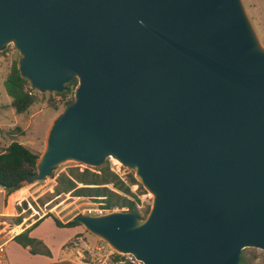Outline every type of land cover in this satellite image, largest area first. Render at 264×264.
Returning a JSON list of instances; mask_svg holds the SVG:
<instances>
[{
    "label": "water",
    "instance_id": "95a60500",
    "mask_svg": "<svg viewBox=\"0 0 264 264\" xmlns=\"http://www.w3.org/2000/svg\"><path fill=\"white\" fill-rule=\"evenodd\" d=\"M9 44L37 93L76 80L22 184L112 158L150 207L74 220L116 254L237 264L244 248L264 252V46L241 0H0V52Z\"/></svg>",
    "mask_w": 264,
    "mask_h": 264
},
{
    "label": "rangeland",
    "instance_id": "374dc122",
    "mask_svg": "<svg viewBox=\"0 0 264 264\" xmlns=\"http://www.w3.org/2000/svg\"><path fill=\"white\" fill-rule=\"evenodd\" d=\"M241 2L258 40L264 46V0H241ZM17 57V51L10 44L7 45L4 52H0V150L11 140H14L26 146L31 152L39 154L42 150L45 130L52 117L63 106V101L68 99L69 94L65 95L64 98L50 96L56 109L48 105V93H45L43 96H39L25 112L15 113L9 107L10 98L4 92L2 82L11 62L16 61ZM71 165H75V163L64 161L56 167L50 176L41 181L23 184L25 198H17L15 201L16 214L3 218L7 223V226L4 225L5 228L13 227V217L17 215L21 217L20 222L27 218L35 221L48 212L65 222L78 214L96 215L97 210L101 213L109 212V210L100 208L102 205L100 200L73 196L69 193L55 195L53 192L55 177L66 171ZM103 165H107L126 184L128 183V175L133 174V170L120 166L112 158L105 159ZM79 167L84 166L79 164ZM138 185V183L129 184V189L137 199L135 201L137 212L140 217H143L150 207L151 194L140 185L138 188ZM23 201L25 202L24 205L22 204ZM110 211H124V209L113 208ZM40 227L46 238L53 244H56L63 236H68L69 232L71 234L69 227L55 226L49 219L42 222ZM65 245L78 248L81 252V259L86 263L119 264L125 260L124 255L116 254L114 250L88 233L82 226L81 231L68 239ZM52 250L54 253L56 252L55 245H53ZM241 253L244 255L247 264H264V252L260 249L244 248L240 251ZM115 255L117 256L115 257Z\"/></svg>",
    "mask_w": 264,
    "mask_h": 264
},
{
    "label": "trees",
    "instance_id": "16d2710c",
    "mask_svg": "<svg viewBox=\"0 0 264 264\" xmlns=\"http://www.w3.org/2000/svg\"><path fill=\"white\" fill-rule=\"evenodd\" d=\"M5 51V50H4ZM3 51V52H4ZM75 78L71 79L66 85L65 90L60 93H48V105L56 109L50 96L64 98L69 94L68 99L63 104L71 100L72 89L75 84ZM3 88L6 95L10 98L9 107L15 113L25 112L39 96L45 93H37L33 89L28 88L25 80L20 78L13 60L3 79ZM37 154L31 152L23 144L11 140L3 149L0 150V187L4 190L7 197L14 191L22 188V180L28 174L34 172V159ZM33 181H28L26 184ZM127 184L124 183L107 165L97 168L79 167V165H71L66 171L59 173L55 177V185L53 192L55 195L60 193H69L73 196L89 197L100 200L102 205L100 208L112 210L113 208L130 211L139 216L135 207L134 194L129 189V184H137L132 175H128ZM138 188L140 186L138 185ZM24 205L25 202L23 201ZM50 217L54 224L58 227H70L78 225L73 216L70 220L61 222L53 214L46 212L43 216L36 219L29 227L22 232L15 234L12 240L22 247H28V251L32 254L41 253L48 255L49 252L40 240L27 236L28 230L35 226L43 217ZM20 215L13 217V222H20ZM117 255H115L116 257ZM237 264H247L244 255L241 253Z\"/></svg>",
    "mask_w": 264,
    "mask_h": 264
},
{
    "label": "crops",
    "instance_id": "0c3cea01",
    "mask_svg": "<svg viewBox=\"0 0 264 264\" xmlns=\"http://www.w3.org/2000/svg\"><path fill=\"white\" fill-rule=\"evenodd\" d=\"M23 192V188H21L6 197L4 195V190L0 187V246H2L3 249L2 256L0 257V264H90L81 259V252L78 248L67 247V244L65 245L68 239L81 231L80 225L70 226L71 234L68 231V236H63L56 244H53L46 238L40 227L41 223L48 219L54 224L50 217L46 216L41 218L35 226L31 227L27 232V236L40 240L48 250V255L41 253L32 254L28 251L27 246L22 247L12 240L15 234L22 232L34 222L33 219L27 218L25 221L19 222L18 224L14 223L11 228H5L7 223L3 218L16 214L14 204L17 198H25ZM17 226L18 229H16ZM53 245H55V253L52 250Z\"/></svg>",
    "mask_w": 264,
    "mask_h": 264
},
{
    "label": "built area",
    "instance_id": "2783aa9c",
    "mask_svg": "<svg viewBox=\"0 0 264 264\" xmlns=\"http://www.w3.org/2000/svg\"><path fill=\"white\" fill-rule=\"evenodd\" d=\"M100 213H101V211H99V210L96 211V214H100ZM2 252H3V249H2V246H0V257L2 256ZM124 256H125V260H127L129 262H133L134 264H139V262L134 260V258L130 254H125Z\"/></svg>",
    "mask_w": 264,
    "mask_h": 264
}]
</instances>
